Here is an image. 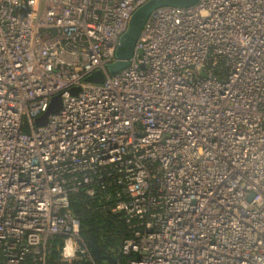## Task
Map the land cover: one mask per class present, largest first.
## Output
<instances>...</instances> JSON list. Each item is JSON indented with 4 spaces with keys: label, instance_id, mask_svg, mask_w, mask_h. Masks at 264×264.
I'll use <instances>...</instances> for the list:
<instances>
[{
    "label": "built area",
    "instance_id": "1",
    "mask_svg": "<svg viewBox=\"0 0 264 264\" xmlns=\"http://www.w3.org/2000/svg\"><path fill=\"white\" fill-rule=\"evenodd\" d=\"M147 1L0 0V264L92 262L73 195L127 264H264V0L155 9L109 73Z\"/></svg>",
    "mask_w": 264,
    "mask_h": 264
},
{
    "label": "water",
    "instance_id": "2",
    "mask_svg": "<svg viewBox=\"0 0 264 264\" xmlns=\"http://www.w3.org/2000/svg\"><path fill=\"white\" fill-rule=\"evenodd\" d=\"M198 0H148L141 5L132 14L127 29L120 38L119 45L115 51L116 62L107 66L109 73H117L128 66L131 59L135 44L139 38L144 24L146 23L149 15L155 9L161 7H178L186 8L193 6ZM104 81V75L101 71H96L92 75L85 78V82L92 84H101ZM70 95H76L78 88L68 91ZM61 96L57 94L53 96L46 108V110L34 120V125L42 127L46 125L48 118L57 114L61 109ZM89 251L93 259L96 261L106 260L109 264H114V259L110 256H101L97 240L93 234L89 237Z\"/></svg>",
    "mask_w": 264,
    "mask_h": 264
},
{
    "label": "trees",
    "instance_id": "3",
    "mask_svg": "<svg viewBox=\"0 0 264 264\" xmlns=\"http://www.w3.org/2000/svg\"><path fill=\"white\" fill-rule=\"evenodd\" d=\"M87 199L81 195L70 198V210L80 223V235L89 249V237L93 234L97 240L101 256H110L115 264H127L129 257L120 254L122 241L128 237V229L119 214H106L91 207ZM58 240L52 243L49 254V264H62L58 261L55 246ZM73 264H108L106 260H81Z\"/></svg>",
    "mask_w": 264,
    "mask_h": 264
}]
</instances>
